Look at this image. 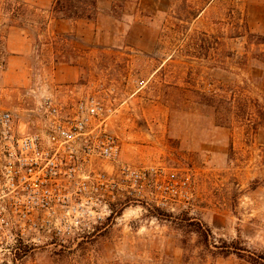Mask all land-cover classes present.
Masks as SVG:
<instances>
[{
	"label": "rangeland",
	"instance_id": "obj_1",
	"mask_svg": "<svg viewBox=\"0 0 264 264\" xmlns=\"http://www.w3.org/2000/svg\"><path fill=\"white\" fill-rule=\"evenodd\" d=\"M52 18L0 0V105L35 131L44 97H95L118 161L159 177L133 186L95 162L108 210L29 221L0 264H249L222 253L232 241L264 254V0H100L72 32Z\"/></svg>",
	"mask_w": 264,
	"mask_h": 264
},
{
	"label": "built area",
	"instance_id": "obj_2",
	"mask_svg": "<svg viewBox=\"0 0 264 264\" xmlns=\"http://www.w3.org/2000/svg\"><path fill=\"white\" fill-rule=\"evenodd\" d=\"M37 109L42 125L30 131L17 124L13 111L0 105V250H12L14 229L23 234L29 221L101 214L97 207L107 205V179L95 182L100 175L87 171L98 167L97 161L100 167H120L133 186L159 177L154 167L134 168L118 161L119 141L107 129L104 107L95 97L62 103L47 96ZM166 188L172 197L187 194L186 181L168 182ZM100 190L99 204L94 199ZM85 205L90 208L86 212Z\"/></svg>",
	"mask_w": 264,
	"mask_h": 264
},
{
	"label": "trees",
	"instance_id": "obj_3",
	"mask_svg": "<svg viewBox=\"0 0 264 264\" xmlns=\"http://www.w3.org/2000/svg\"><path fill=\"white\" fill-rule=\"evenodd\" d=\"M82 4H85L84 6ZM98 10L97 0H55L53 11L60 14L62 18H81L91 20ZM228 249L222 251L224 255L236 254L249 264H264V254L251 253L248 249L241 252L238 242L232 241L227 244Z\"/></svg>",
	"mask_w": 264,
	"mask_h": 264
},
{
	"label": "crops",
	"instance_id": "obj_4",
	"mask_svg": "<svg viewBox=\"0 0 264 264\" xmlns=\"http://www.w3.org/2000/svg\"><path fill=\"white\" fill-rule=\"evenodd\" d=\"M97 1L98 3L100 2V0ZM25 2H32L37 5L38 9L43 10L44 12L51 13V16L53 18L51 19L50 24L55 23L58 30L64 32L76 31L77 23L79 22V20L71 18H58L54 15L53 8L55 0H25Z\"/></svg>",
	"mask_w": 264,
	"mask_h": 264
},
{
	"label": "flooded vegetation",
	"instance_id": "obj_5",
	"mask_svg": "<svg viewBox=\"0 0 264 264\" xmlns=\"http://www.w3.org/2000/svg\"><path fill=\"white\" fill-rule=\"evenodd\" d=\"M105 197H106V195H105ZM102 202H104V201H102ZM106 202H107V201H106ZM104 209L108 210V203H107V205H106L105 208H104V206L97 207V210H101V213L104 211Z\"/></svg>",
	"mask_w": 264,
	"mask_h": 264
}]
</instances>
